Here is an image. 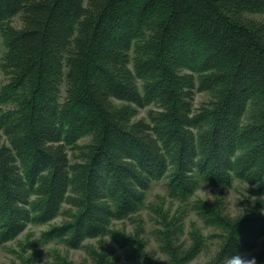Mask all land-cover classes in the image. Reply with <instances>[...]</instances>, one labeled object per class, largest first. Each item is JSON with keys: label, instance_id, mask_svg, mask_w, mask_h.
<instances>
[{"label": "trees", "instance_id": "trees-1", "mask_svg": "<svg viewBox=\"0 0 264 264\" xmlns=\"http://www.w3.org/2000/svg\"><path fill=\"white\" fill-rule=\"evenodd\" d=\"M248 14L264 0H0V244L44 225L21 264L50 241L95 264H163L138 212L162 180L177 205H146L150 234L166 264H187L206 243L201 228L179 242L188 199L237 180L240 211L193 202L218 245L196 264H264V20ZM125 219L131 233L114 227Z\"/></svg>", "mask_w": 264, "mask_h": 264}, {"label": "rangeland", "instance_id": "rangeland-1", "mask_svg": "<svg viewBox=\"0 0 264 264\" xmlns=\"http://www.w3.org/2000/svg\"><path fill=\"white\" fill-rule=\"evenodd\" d=\"M248 16L255 17L257 19L264 20V14H248ZM12 23L15 26H20V20L19 17L13 18ZM3 51V46L1 44L0 39V55ZM65 71V69H64ZM5 81V76L0 72V83ZM65 85L62 82L60 84V93L61 95L64 94ZM208 98V94L203 91H195L193 95V103L194 105H198L200 102L205 101ZM141 116H145V109H140L138 114L136 115V118H139ZM88 138H85V140ZM1 140H4L1 138ZM82 140V141H85ZM246 188L247 184L241 183L237 180H234L233 183L224 189L221 188V186H213L209 185L205 182H201L197 189L193 192V194L188 199L187 205H186V213L183 214L182 224H184L183 233L179 235V242L183 241L186 243L188 240V230H193L195 228H201V232L203 233L206 243L205 247L203 248L202 252L196 256L191 261L187 262V264H196L199 262H203L207 260L211 255H213L217 243L215 242V239H212L210 235L214 232V229L210 226L203 225V222L197 217L195 211L192 209L193 202L197 198H206L212 203H218L222 202V207L225 212H229L231 214H234L238 211H240L245 206V195H246ZM156 195H163L166 198V205L167 201L170 199L166 195L165 185L162 180L152 182L150 188L145 192V198L144 202L142 204V207L138 211L141 220L143 221V236L147 240L146 249L151 251L155 257H159L163 264H166V256L162 250H159L156 239H154L153 235L150 234L152 229L156 227V225L151 221V213L149 212V209L147 208L148 203L156 204L158 207L162 208L159 204H164L162 201L163 198H158ZM255 197H250L249 200L253 201ZM165 200V199H164ZM177 205L176 202H174V205L171 208V211L173 212L175 209V206ZM219 205V203L217 204ZM171 212V213H172ZM61 220V216L56 217L53 221L59 222ZM52 221V222H53ZM51 222V223H52ZM116 228L118 229H125L129 233L134 228V222L130 220H116L114 221ZM27 228L18 234V236L10 241H6L4 244H0V264H21L20 257L28 258V252L26 248H23L29 238H37L40 235V231L45 228L44 225H31L29 224L26 226ZM48 227V224H47ZM207 237V239H206ZM93 245L95 244L94 241L98 242V240H88ZM87 240H84L83 243H86ZM31 247H34L33 245H29ZM31 247H28V249H32ZM56 247L61 252H67L68 259L75 264H95L93 259L89 256L86 250H84L83 247H77V248H66L62 243H55L53 241H50L42 246V251L40 254L39 261H35L36 264H55L56 262V255L52 254V250L50 248ZM244 259L250 260L252 259L251 253L246 252L240 255ZM51 261V262H50ZM125 264H129L125 261ZM136 264H140L139 262H136Z\"/></svg>", "mask_w": 264, "mask_h": 264}, {"label": "clouds", "instance_id": "clouds-1", "mask_svg": "<svg viewBox=\"0 0 264 264\" xmlns=\"http://www.w3.org/2000/svg\"><path fill=\"white\" fill-rule=\"evenodd\" d=\"M228 264H256L255 259H244L239 254L231 255L228 259Z\"/></svg>", "mask_w": 264, "mask_h": 264}]
</instances>
